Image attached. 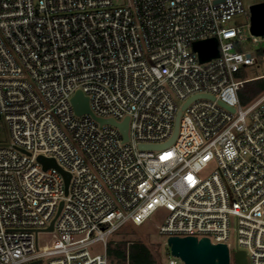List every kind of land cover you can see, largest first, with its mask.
Instances as JSON below:
<instances>
[{
  "label": "built area",
  "instance_id": "2783aa9c",
  "mask_svg": "<svg viewBox=\"0 0 264 264\" xmlns=\"http://www.w3.org/2000/svg\"><path fill=\"white\" fill-rule=\"evenodd\" d=\"M250 6L0 0V128L12 138L0 141V264H131L135 243L122 248L114 236L160 209L161 235L230 250L233 230L249 264H264V92L247 105L239 97L264 78L239 77L264 64V48L244 52L242 27L228 25ZM212 38L219 57L202 63L194 43ZM79 91L107 123L76 114ZM126 118L127 141L109 123ZM39 157L71 175L68 194L63 174ZM42 233L55 234L44 249Z\"/></svg>",
  "mask_w": 264,
  "mask_h": 264
},
{
  "label": "water",
  "instance_id": "95a60500",
  "mask_svg": "<svg viewBox=\"0 0 264 264\" xmlns=\"http://www.w3.org/2000/svg\"><path fill=\"white\" fill-rule=\"evenodd\" d=\"M251 13V33L257 37H264V3L254 4L250 6ZM194 49L199 54L202 63L208 62L214 58L219 57L218 41L215 38L198 41L194 43ZM214 99V98H212ZM75 112L77 115L85 113L93 115L99 123L105 124L106 120L97 118L91 111L89 98L83 92L79 91L72 100ZM233 111V109H232ZM181 111L178 113L175 123V130L172 139L165 145L168 146L173 143L178 134ZM109 123L118 126L125 140H128L129 118L125 122L118 124L115 121ZM162 146H141V148L157 149ZM39 161L44 165L45 169L50 167L57 168L65 179V192L68 194L71 175L63 171L53 159H46L39 157ZM64 206V202L59 205L58 212L51 223V226L46 230L47 232L54 231V225L59 217ZM168 247L173 257L181 260L184 264H231V254L229 247L226 244H213L210 239H198L196 237H170L168 239ZM235 264H249L247 253L239 250L234 255ZM39 264V262L33 263Z\"/></svg>",
  "mask_w": 264,
  "mask_h": 264
},
{
  "label": "rangeland",
  "instance_id": "374dc122",
  "mask_svg": "<svg viewBox=\"0 0 264 264\" xmlns=\"http://www.w3.org/2000/svg\"><path fill=\"white\" fill-rule=\"evenodd\" d=\"M247 5L261 3L264 0H245ZM251 16L250 14L235 18L229 22V26L242 27L243 36L246 39L244 43V52L255 51L258 49L264 48V43H254L252 33L250 31ZM244 78H254L264 75V64L259 67H251L249 69H243ZM242 70V71H243ZM243 78V77H241ZM0 141L1 143L10 144L12 143V138L10 136L9 130L7 127L2 126L0 128ZM214 170V166H210L205 172V175H208ZM166 211L160 209L156 211L150 219H148L143 225L135 226L129 225L123 228L118 234H116L112 241L116 244L122 245V248H126L131 243H140L146 245V247L152 253L157 264H169V261L173 259V256L170 253V248L168 247V237L161 235L158 232V227L162 224V217L165 215ZM54 233H42L39 236L40 246L42 249L49 247L54 238ZM241 246L238 243V235L235 231L232 230L230 238V251H231V264H235L234 255L240 250ZM94 254L103 253L104 247L102 243H97L92 247ZM178 264H184L181 260L177 259ZM41 264H48V259H44ZM112 264H118L117 260L112 261Z\"/></svg>",
  "mask_w": 264,
  "mask_h": 264
},
{
  "label": "trees",
  "instance_id": "16d2710c",
  "mask_svg": "<svg viewBox=\"0 0 264 264\" xmlns=\"http://www.w3.org/2000/svg\"><path fill=\"white\" fill-rule=\"evenodd\" d=\"M243 70L239 77L244 78ZM264 92V78L254 80L251 82H247L244 84L243 88L239 92V97L242 104L247 105L257 97H259ZM111 255H114L119 260H126V251L115 250L112 247L109 250ZM130 260L131 264H157L150 250L146 247V245L135 243L130 248Z\"/></svg>",
  "mask_w": 264,
  "mask_h": 264
}]
</instances>
